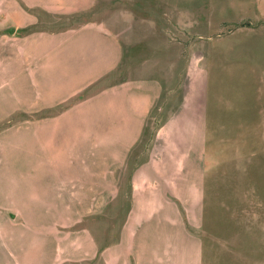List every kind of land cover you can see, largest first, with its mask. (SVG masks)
I'll list each match as a JSON object with an SVG mask.
<instances>
[{
	"label": "rangeland",
	"instance_id": "374dc122",
	"mask_svg": "<svg viewBox=\"0 0 264 264\" xmlns=\"http://www.w3.org/2000/svg\"><path fill=\"white\" fill-rule=\"evenodd\" d=\"M159 156L191 173L140 194L172 178L185 243L135 236ZM18 260L264 264V0H0V264Z\"/></svg>",
	"mask_w": 264,
	"mask_h": 264
},
{
	"label": "crops",
	"instance_id": "0c3cea01",
	"mask_svg": "<svg viewBox=\"0 0 264 264\" xmlns=\"http://www.w3.org/2000/svg\"><path fill=\"white\" fill-rule=\"evenodd\" d=\"M108 92H107V94H108ZM95 98H97V97H95ZM177 143H181V141H172L169 144L170 150L173 151L172 154L170 151L171 158L168 159L170 165L172 164V162H174V160L176 158V154L180 149V146ZM202 143H203V140H202ZM157 159H158L157 164L155 163V161L151 160V161L146 163V165L143 167V169L140 172H138V173H140V175L137 177V182L142 183V189H139L137 191V194L135 195V197L138 196L139 199H141V201H142L141 206L139 207V210L142 213V218L140 220L141 223H139V225L137 227L135 236L138 237L139 239L141 238V240L157 241V240L161 239L163 242H168V243H176L175 238L179 236L181 239H179L178 242L185 243V241L187 240V237L188 238L190 237L189 236L190 233H189L188 229L186 230L185 228H182L179 230V232L178 231H172L170 229L171 227H176L178 225H181V223L179 221H175L170 215L171 212L175 209V204L172 200V196L170 195V189H169L171 184H172V182H171L172 178H170V180L167 182V180H164V178H166V177L158 175L157 186H154L152 188L151 194L146 196V195L140 194V193L144 189L149 187L148 184H146V180L149 181L150 178L147 176L146 173H150V174H154V173H191L190 167H189L188 163L185 161V163L182 162V166H179V169H177L175 172V171L169 169V166L166 163L167 159H165V157L159 156ZM177 161L178 160L176 159V162ZM179 163H180V161H179ZM201 173H205L203 168H202ZM162 184H164L165 186H162ZM107 188H109V196L106 197V202L110 201L111 196H112V188L108 187V185H107ZM178 200L181 204L184 203V198H181L180 195H179ZM162 211L166 212L165 216L157 218L156 217L157 215H162V213H161ZM169 212H170V214H168ZM143 216H144V218H143ZM145 224L147 226L146 229L143 228ZM151 226H157L158 230L160 232L157 233V235L154 233L153 234L152 233H145L146 231H150V230L154 231L152 228H150ZM160 227H164V230H161ZM172 232H175V233H172ZM15 255L18 256V254L15 252L13 254V256H10V257H14ZM14 258L20 259V257H14ZM31 262L32 261H30V263ZM8 264H10V262ZM18 264H19V260H18Z\"/></svg>",
	"mask_w": 264,
	"mask_h": 264
}]
</instances>
